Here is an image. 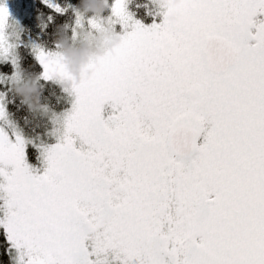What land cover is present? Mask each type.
Listing matches in <instances>:
<instances>
[{
  "label": "snow or ice",
  "instance_id": "1",
  "mask_svg": "<svg viewBox=\"0 0 264 264\" xmlns=\"http://www.w3.org/2000/svg\"><path fill=\"white\" fill-rule=\"evenodd\" d=\"M112 15L122 42L71 90L41 174L0 129L20 264H264V0H175L150 27L129 25L127 0Z\"/></svg>",
  "mask_w": 264,
  "mask_h": 264
},
{
  "label": "trees",
  "instance_id": "2",
  "mask_svg": "<svg viewBox=\"0 0 264 264\" xmlns=\"http://www.w3.org/2000/svg\"><path fill=\"white\" fill-rule=\"evenodd\" d=\"M81 0H31L28 12L22 16L21 37L16 46L15 69L10 62L0 64V75L5 76L0 81V93L5 98L7 112L18 130L30 142L25 153L28 161L35 164L38 159L37 144L52 142L53 116L61 113L68 106V98L59 83L41 77L42 66L34 55L28 40H32L45 49H54L56 46L57 28L65 26L67 35L72 37V30L76 11ZM58 6L61 11L57 12ZM129 10L133 16L145 23L160 21L162 9L150 0H131ZM23 70L25 75L36 76L41 86L40 111H32L23 99L15 92L8 77L17 70ZM7 79V80H4ZM1 203V199H0ZM27 258L25 259V261ZM0 264H15L14 248L0 228Z\"/></svg>",
  "mask_w": 264,
  "mask_h": 264
},
{
  "label": "clouds",
  "instance_id": "3",
  "mask_svg": "<svg viewBox=\"0 0 264 264\" xmlns=\"http://www.w3.org/2000/svg\"><path fill=\"white\" fill-rule=\"evenodd\" d=\"M161 9L172 7L175 0H153ZM109 7L108 0H81L76 11L83 17L92 14L95 21V31H89L83 26L77 29V39L73 40L67 33L65 26L57 28V51L49 59L58 62L60 71L54 75L59 85L65 90H72L82 80L90 79L94 75L95 67L101 58L114 53L122 42L124 33H119L113 23L103 16ZM175 16H168L169 22H174ZM3 30V46L7 47L6 29ZM15 92L23 99L32 111H40L41 86L36 76L25 75L23 70H17V80L13 84Z\"/></svg>",
  "mask_w": 264,
  "mask_h": 264
},
{
  "label": "rangeland",
  "instance_id": "4",
  "mask_svg": "<svg viewBox=\"0 0 264 264\" xmlns=\"http://www.w3.org/2000/svg\"><path fill=\"white\" fill-rule=\"evenodd\" d=\"M130 1L131 0H127V12L129 13V15L132 18L129 21V25L131 26L133 21H139V20H137L129 10V2ZM150 1L153 4H155L153 2V0H150ZM108 4H109V7L105 10V12L103 13V16L110 21H116L117 18L112 15V5L114 4V0H108ZM0 6L6 7L8 10L7 23L9 25V27L5 30L7 33V40H8L7 47H4V46L0 47V64L5 63V62H10L12 64L13 69H15L16 46L20 41L19 39H20L21 33H22L20 21H21L22 16H24L28 12V10L31 6V0H0ZM164 11H165V9H162L161 17H163ZM78 19L80 21L79 25L77 24ZM257 19H264V16L257 17ZM91 20H93L91 13H89L83 17L79 14L75 19L71 38L73 40L77 39V29L80 26H83L87 30L94 32L95 29L90 24ZM139 22L141 24H143L145 27H150L154 23L155 24L162 23L163 19H160L159 22L153 21V22H151L150 25L146 24L145 22H141V21H139ZM113 27L119 33H124V31H125L124 27L119 22L113 23ZM128 30L130 31L131 27H129ZM252 31L254 32L255 29H252ZM28 43L31 46V48L34 52V55L38 61H39V59H38L39 51L42 50L45 53H54L57 51V48L45 49L32 40L31 41L28 40ZM250 43H255V41H250ZM5 48L7 49L6 51L4 50ZM41 66H42V64H41ZM43 72H44V69L42 66V72H41L42 78H43ZM4 77L5 76L0 75V81ZM4 80H7V79H4ZM8 80H10V82L16 81L17 80V73H14V71H13V73L8 77ZM50 80L57 82L55 79H50ZM62 89L66 93V96L68 98V106L61 113L55 114L53 116V130H52L53 136L51 137L53 139L52 142L42 143V144L36 145L37 149H38V159H37V162L35 164L28 161V159L26 157V153H25V159H26L27 164L30 166L31 169L35 170L37 174H41L44 170V167H45L44 155H43L44 149L49 147V146H53L59 142V140L63 134L64 118H65L66 114L71 111L72 105L75 101V95L71 92V90H65L64 88H62ZM111 111L112 110L110 108H106V106H105V112H104L105 116L110 114ZM0 129H3L4 132H6L9 135V137L13 140V142H15L16 136L19 135L25 141V150H26L27 144H29L30 141L23 134H21V132L18 130L17 126L11 120V118L7 112V109H6L5 98L1 93H0ZM0 181H2V178H0ZM3 195L4 194L2 192H0V196H3ZM3 218H4V200L1 199L0 219H3ZM0 228L4 231L6 238H7V233H6L5 229L3 228V226H0ZM11 245H12V243H11ZM13 248H14L15 264H20L21 250L16 249L14 246H13ZM26 258L27 257H25V259Z\"/></svg>",
  "mask_w": 264,
  "mask_h": 264
},
{
  "label": "flooded vegetation",
  "instance_id": "5",
  "mask_svg": "<svg viewBox=\"0 0 264 264\" xmlns=\"http://www.w3.org/2000/svg\"><path fill=\"white\" fill-rule=\"evenodd\" d=\"M160 19H163V17H160ZM153 21H156V20H155V15H153V20H152V22H153ZM146 24H149V25H150V24H151V22H149V23H146ZM105 106H106V108H110V106H109V105H105ZM110 109H111V108H110Z\"/></svg>",
  "mask_w": 264,
  "mask_h": 264
}]
</instances>
